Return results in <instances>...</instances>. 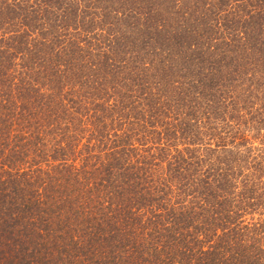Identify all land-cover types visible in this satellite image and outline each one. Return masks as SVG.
<instances>
[{"label":"trees","instance_id":"obj_1","mask_svg":"<svg viewBox=\"0 0 264 264\" xmlns=\"http://www.w3.org/2000/svg\"><path fill=\"white\" fill-rule=\"evenodd\" d=\"M0 264H264V0H0Z\"/></svg>","mask_w":264,"mask_h":264}]
</instances>
